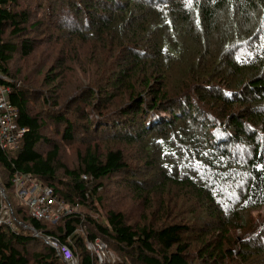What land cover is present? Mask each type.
<instances>
[{
	"label": "trees",
	"instance_id": "trees-1",
	"mask_svg": "<svg viewBox=\"0 0 264 264\" xmlns=\"http://www.w3.org/2000/svg\"><path fill=\"white\" fill-rule=\"evenodd\" d=\"M50 2L0 0V83L25 129L0 148V185L20 221L0 226V264H66L29 227L66 243L78 264L97 263L84 234L118 253L101 264H264V0ZM57 6L67 17L56 16ZM41 41L53 56L45 84L18 82L13 56L32 58ZM72 60L89 80L74 86L87 101L78 110L85 133L113 129L134 164L113 145L85 147L75 167L60 163L42 128L62 125L60 138L70 141L75 124L71 107L44 87L73 70ZM39 98L48 111L32 113ZM17 173L50 186L69 211L55 222L29 216L13 196ZM117 175L144 210L131 220L103 207L101 222L91 214L102 204L98 189Z\"/></svg>",
	"mask_w": 264,
	"mask_h": 264
},
{
	"label": "rangeland",
	"instance_id": "rangeland-1",
	"mask_svg": "<svg viewBox=\"0 0 264 264\" xmlns=\"http://www.w3.org/2000/svg\"><path fill=\"white\" fill-rule=\"evenodd\" d=\"M41 2L45 7H47V5L51 3L50 0H41ZM52 9L53 11H56V16L58 14H62L65 17H67L68 13L65 11V9H63V6H57ZM42 11L43 12L41 14L46 15L47 10L43 8ZM33 15L36 16V13ZM39 37L40 36H38L37 38ZM41 42L42 43H39V46L37 45L36 52L34 53L32 58L28 60H23L17 54L13 56V59L9 64V70L11 72V76L15 77L18 82L26 83L27 82L26 77H27L29 81L33 82V84L35 85H38L39 83L45 84L44 81L45 76H43V74L44 73L50 74L49 71L51 69H49L48 66L51 63L50 59H52L53 56H50V59L46 58L47 44L43 43V41ZM72 63L75 64L74 69L73 70L67 69L64 72V74H62V78L59 82H53L51 85H48V87H44V90H46L47 92H49L48 90H52L55 93L56 100L61 104L60 107H64V108L71 107L69 111L75 112L71 114L70 112L67 111L66 114L71 116L73 120H76L77 118L76 121H73L69 118V120L73 122V124H75V129H74L75 132H73L74 138L70 141L67 140L62 141V139L60 138V134L62 130L61 127H63L62 125H58L60 127L58 128L57 125L48 121L45 123L44 127L42 128V132L44 136H46L50 142L58 143L59 145L58 155L61 160L60 163L63 166L75 167L78 163L77 153L82 152L85 147L91 146L97 148L99 153H103L107 147L113 145V146L123 147L125 152H127L126 159L131 164H134L136 161L133 160L135 159L134 158L135 153L133 152L132 147L128 146L127 143L124 142L118 143V140L116 139V133L112 131L113 129H109V131H105V132L95 131V133H93L91 131H88L85 133V129L86 126L88 125V121L83 119V116H81V113L78 111L80 108L82 109L83 106L80 105V102H84L82 99L85 100V98L84 97H82V99L80 98L81 92L77 88H74V86L80 84L85 85L87 84V82H89V80L83 77V72L77 68L78 63H76L74 60H72ZM58 70L59 69H54V71H52L53 76H55L56 74L57 75L60 74ZM120 100L121 99L118 98L116 100L111 101L110 104H107L108 107L107 109L108 110L111 109L113 111L120 104ZM40 102H41L40 98L37 100L35 104L32 102L34 104L31 107L32 113L38 110L42 112L48 111V108H45L44 110L40 109L41 108ZM76 114L78 115L76 116ZM126 146H128L129 148ZM37 148L41 152H45V150H47L48 148V145L39 144ZM131 151L132 153H130ZM57 175L58 177H63L64 176L63 170L59 169ZM124 178L125 177H123V175H117L112 177L109 181L107 180L104 181L106 189H104L103 187L98 189L100 193L99 195L102 198V204L101 205L99 204L97 206L95 212L91 211L93 217H96L99 221L103 222L105 217V211H104L105 209L103 207H105L106 210H108L110 207H113L114 209L123 210L127 218L131 220H135L141 215V213L144 210V207L136 198H134L135 195H133L132 192H130L124 187L125 185ZM156 200L157 198H154L153 202H155ZM262 209H264V207ZM262 209L256 210L254 211V213H257V215L262 214ZM76 232L78 233L85 232L84 227L83 226L78 227ZM38 237L41 238L40 236ZM86 238L88 240H91L90 238L86 237V235L84 234V242ZM104 244L107 247L106 243ZM39 246L40 244H37L36 248H39ZM29 249L30 251H32L33 246H31ZM108 251L112 253L111 254L112 256L110 257L112 260L111 262L118 260L119 256L117 252H115L111 248L110 249L108 248Z\"/></svg>",
	"mask_w": 264,
	"mask_h": 264
},
{
	"label": "built area",
	"instance_id": "built-area-1",
	"mask_svg": "<svg viewBox=\"0 0 264 264\" xmlns=\"http://www.w3.org/2000/svg\"><path fill=\"white\" fill-rule=\"evenodd\" d=\"M0 77L3 76L0 75ZM9 90V86L0 83V148L14 144L15 140L20 138L25 131L24 128L18 127L17 111L9 100ZM12 182L13 196L23 204L32 218L55 222L61 212H64V210L69 211L68 208L65 209L63 205L56 203V198L50 186L41 184L30 175L17 173L12 178ZM3 190L0 186V226L5 224L11 228H16L20 221L15 217L11 204ZM29 229L34 236H40L46 244L53 247L56 255L66 264H78L76 255L66 243L60 242L57 237L50 234L35 231L32 227H29ZM84 245L95 254L96 264L112 261L110 258L112 253L108 251L101 239L88 240L86 238Z\"/></svg>",
	"mask_w": 264,
	"mask_h": 264
},
{
	"label": "bare ground",
	"instance_id": "bare-ground-1",
	"mask_svg": "<svg viewBox=\"0 0 264 264\" xmlns=\"http://www.w3.org/2000/svg\"><path fill=\"white\" fill-rule=\"evenodd\" d=\"M14 176H15V175H14ZM14 176H13V177H14Z\"/></svg>",
	"mask_w": 264,
	"mask_h": 264
}]
</instances>
